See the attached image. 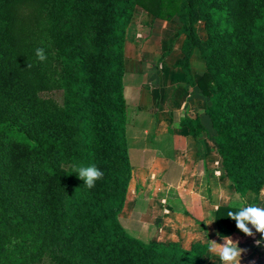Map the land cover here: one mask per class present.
<instances>
[{"label": "trees", "instance_id": "trees-1", "mask_svg": "<svg viewBox=\"0 0 264 264\" xmlns=\"http://www.w3.org/2000/svg\"><path fill=\"white\" fill-rule=\"evenodd\" d=\"M138 8L182 24L176 67L201 90L235 190L218 233H237L227 213L260 196L264 0H0V264H209V240L145 244L120 221L133 178L126 34ZM197 51L206 70L194 81ZM183 126L203 132L198 120ZM90 165L104 176L88 189L73 171Z\"/></svg>", "mask_w": 264, "mask_h": 264}, {"label": "crops", "instance_id": "crops-1", "mask_svg": "<svg viewBox=\"0 0 264 264\" xmlns=\"http://www.w3.org/2000/svg\"><path fill=\"white\" fill-rule=\"evenodd\" d=\"M181 27L178 18L166 22L138 8L127 30L124 95L133 178L120 221L145 244L190 249L208 240L223 242L212 222L220 206L232 203L235 190L222 169L217 132L201 90L176 67L183 57ZM198 29L205 38L204 24ZM191 69L194 81L206 70L198 51ZM187 119L198 120L203 132L193 136L183 126ZM255 205L264 207L261 194ZM231 237L247 250L241 264H264V244L255 243L264 236L248 237L239 230ZM209 257V264H221L216 254Z\"/></svg>", "mask_w": 264, "mask_h": 264}, {"label": "clouds", "instance_id": "clouds-1", "mask_svg": "<svg viewBox=\"0 0 264 264\" xmlns=\"http://www.w3.org/2000/svg\"><path fill=\"white\" fill-rule=\"evenodd\" d=\"M37 59L41 62L47 60V53L44 48H37L35 50ZM31 65L28 64L27 68ZM73 173L78 174V178L83 180L84 187L91 189L95 187L96 181L102 180L104 173L95 165L80 166L74 168ZM260 194L264 197V189L260 190ZM236 211H229L227 217L236 222V227L246 236L254 237L256 233L264 236V207L248 204L246 201L239 204ZM215 219L212 223H214ZM211 223V224H212ZM208 224V225H211ZM255 230V231H253ZM222 243L215 240H210L208 250L216 254L221 264H241L242 256L247 251L239 246V241L234 240L233 237L228 235L219 234ZM257 246L264 244V240H256ZM254 264V262H252Z\"/></svg>", "mask_w": 264, "mask_h": 264}, {"label": "rangeland", "instance_id": "rangeland-1", "mask_svg": "<svg viewBox=\"0 0 264 264\" xmlns=\"http://www.w3.org/2000/svg\"><path fill=\"white\" fill-rule=\"evenodd\" d=\"M52 96L54 97L55 100L58 101L60 105H63V97L61 93H54L52 94Z\"/></svg>", "mask_w": 264, "mask_h": 264}]
</instances>
